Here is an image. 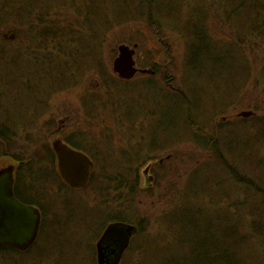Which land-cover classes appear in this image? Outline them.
I'll list each match as a JSON object with an SVG mask.
<instances>
[{
	"label": "trees",
	"instance_id": "16d2710c",
	"mask_svg": "<svg viewBox=\"0 0 264 264\" xmlns=\"http://www.w3.org/2000/svg\"><path fill=\"white\" fill-rule=\"evenodd\" d=\"M168 1L136 0V3L141 6L140 13L146 23L154 24L156 15H167L168 17L173 15L172 7L174 5H169L171 6L169 9ZM209 1L220 10L218 14L223 20L232 18L231 27L236 30L237 41L240 43L236 45L234 42V44L242 54L241 44L248 43L254 38H258L264 43V0H207V2ZM130 3L132 0H123V6L119 7L117 0H0V32L11 31L10 35L0 34V62L5 61L2 66L20 70L23 69L24 62H30L34 67L39 64L42 71L41 77L44 76L46 79L47 94L53 91L51 88L60 90L77 86L88 72H98L100 91L94 92V96L91 94L92 96L88 98L86 95L90 89L87 88L81 97L82 103L88 105L86 108L101 109L103 113L109 111L114 123L122 132H124L127 117L132 122L135 120L136 114L143 117L141 129L147 125L149 117L157 119L159 114L158 132L166 136L172 129L174 135L168 141L159 140L154 135L148 138L149 143L141 144L139 142V146L132 144L127 147L124 150L126 157L121 158H116L113 149L106 147V144L113 140L108 129L100 138L101 148L93 147L97 144L93 141L94 137L83 135L86 133L92 136L91 134L94 133L89 130L76 133L77 136L82 134L79 138L83 140L82 144L77 141V138H72L73 134L65 137L73 145L79 144L80 148L87 150L93 155L92 158L97 160L103 177L110 182L112 180L113 191L118 193L116 197L112 198V201L115 200L119 209L126 208L127 202L133 205L135 201L136 170L142 162L153 158L156 151H159L166 143L180 142V138L185 137L187 132L189 134V130L186 132L184 125L194 126L200 132L202 130L201 125L191 117V113L197 111L198 107H196L194 96L192 94L188 96V90L184 93L181 91L179 93L164 92L159 98L158 94L161 88L158 87V90L155 83L143 81L140 82L138 90L132 92V96L125 97L118 94L119 84L110 78L101 56V47L104 39L103 32L114 25V22L109 24L110 21L112 19L119 21L120 17L126 13ZM203 7L202 2L193 3L190 7L185 8L184 12L177 10L174 13V18L188 33L190 39L185 61L186 67L193 71L197 69L198 73L200 72L199 67H202V70L209 73L199 74H205L204 79L212 81L221 59L235 60L239 54L240 56L242 54L232 47H230L232 51L229 47H223L222 41L210 35L207 31V14L201 9ZM64 8L68 11H63ZM69 11H74V14L71 15ZM128 11L130 10L128 9ZM192 11L195 12L192 13ZM235 12L237 20L234 22L232 15ZM146 55L148 57L151 54ZM242 58L244 59L243 56ZM200 60H203L204 63ZM147 63L153 64V62ZM245 64L244 59L242 65L245 67ZM247 75H244L243 80L238 83L236 91L244 84ZM9 78L16 79L12 73ZM17 78L27 83V75L22 71L17 75ZM12 80L5 79L0 88L8 89L13 85ZM116 86L117 90L114 94L113 90ZM231 88L232 92H236L233 84L230 85ZM5 91H0V157L8 156L17 161L14 193L21 202L37 206L41 213L39 235L32 246L24 251L13 247L0 248V257H11L17 264L19 257L28 255L30 251L43 252L40 250L43 247L40 239L50 212L48 204L53 191L57 190L56 186L59 187L57 180L61 179H59L55 168L54 153L46 141L32 150L25 158L12 152L16 145H20L19 139L23 138L16 129L28 124V121H24L25 119L20 117L15 120L11 116L5 100L8 94L5 95ZM35 102L40 113L41 107L44 105L43 97L35 98ZM109 103L112 105L110 106ZM216 109L217 113H223L220 108ZM37 110L35 109L33 112ZM36 115H31V121L35 120ZM89 116L92 115L89 114ZM94 118L104 119L103 116L97 114L94 115ZM253 118H255L253 125L255 136L249 135L251 127H236L238 118L228 122L229 124H223L224 121L221 120L215 134L209 133L206 134L207 137H202L198 132L195 133L193 139L191 138L197 144L199 143L204 150L214 153L210 157L219 159L223 165L227 166V169L222 166L221 162H217L213 165L198 164L191 171V177L186 181V193L183 199L178 200L180 202L176 206V210L172 209L167 213L163 232V234L166 232V235L160 238L167 251V246L175 245L179 252L162 255L156 261L157 264H264V202L261 205L254 204L249 199H240L239 197L238 201L236 192L238 188L232 187L230 190V186L225 183L233 179H238L239 183L244 182V175L238 169L228 166L220 151L223 148L226 156L229 154L232 157L252 154L251 157L257 162L256 148L252 147H255L256 143L264 141V117L255 116ZM71 120L69 117L70 122ZM90 120L98 122V127H102L101 131L104 130L105 123L102 120ZM216 121H220V118L218 117ZM131 126H127V129ZM139 131L140 129H135L136 136L139 135ZM111 135H113L112 131ZM26 140L34 141L28 136ZM84 144L92 146L85 147ZM178 151L181 149L173 150L175 154ZM259 166L261 167L255 172L260 183L254 181L244 183L249 187V194H255L264 201V165ZM202 171L207 175L204 180H200L201 183L197 188L191 184V180L196 181L198 174ZM112 173L115 174L112 176ZM130 173L132 176L128 177ZM95 174L96 169L91 175L88 185L93 183ZM60 183L64 187V184ZM212 191L214 194L211 193ZM125 192L128 194L122 195ZM185 200L191 201L189 206H184L187 202ZM219 202L226 204L221 205ZM56 220L61 226L66 225L64 219L61 220L59 216L56 217ZM125 222L136 224L137 233L146 227L141 218ZM169 222L178 224L180 228V232L175 237L168 226ZM255 245L257 248L261 246L263 249L256 253ZM51 249H47L45 252V254H49L47 257L33 259L31 264H43V262L49 261ZM53 253L52 258L54 259L60 255L58 252L55 257ZM89 261H91L90 263L94 262L93 257ZM25 262L26 260L23 259L22 264Z\"/></svg>",
	"mask_w": 264,
	"mask_h": 264
},
{
	"label": "rangeland",
	"instance_id": "374dc122",
	"mask_svg": "<svg viewBox=\"0 0 264 264\" xmlns=\"http://www.w3.org/2000/svg\"><path fill=\"white\" fill-rule=\"evenodd\" d=\"M117 2L119 7L123 6V0H117ZM168 2L167 7L169 9H171L169 5H174L172 7L174 11H172L173 15H170V17L167 15H156V17L154 16V24L150 22L148 24L141 16V6L136 3V0H132V3L126 9V13L120 17V22L112 19L109 24L114 22V25L111 28L105 29L106 31L103 32L104 39L102 41L101 56L108 69L110 78H113L119 84L118 94L120 96H132V92L138 90L139 85L137 82H143L142 79L144 76L140 78L137 76L135 79L127 81L129 82L128 85L125 84L127 88L123 86L125 82L119 80L112 70L113 60L118 55V45L127 44L132 47V44L136 42V59H139L138 65L140 67L149 65L146 61V54H156L159 69L163 71L169 70L168 73L172 77L171 84L177 87V93L179 91L184 93L188 90V96L190 94L194 96L198 110L193 111L191 117L201 125V132L194 126L189 124L184 125L186 132L189 130V134L187 132L185 137L180 138V142L166 143L159 151H156L155 154L159 158L167 154H170V156L165 158L161 166H158L154 170L156 174L154 180H156L147 181L142 190L136 188V202L134 201L133 205L127 202V207L124 209H119L115 200L112 201V198L116 197L118 193L113 191L112 180L110 182L103 177L101 167L98 165L95 167L96 174L93 183L87 185L85 189L69 190L60 185L61 180H57L59 187L56 186L57 190L53 191L52 198H50L48 204L50 212L48 213L46 219L47 224L44 227L40 239L43 246L40 250H43V252L30 251L28 255L19 257L17 264H22L23 259L26 260L25 264H31L33 259H38L39 257L45 258L49 255L45 254V252L50 248H52L49 251H52L50 254L51 259L43 262V264H96V240L101 230L109 222L108 220L115 218L124 219V221H133L141 218L146 224L143 231L138 232L132 237L130 246L123 254L120 264H157L156 261L162 255L179 252V250H176L177 247L175 248V245L167 246V251L160 238L166 235V232L164 234L163 232L165 230L164 222L167 213L172 209L176 210V206L180 202L178 200L180 198L183 199L186 193V181L190 179L191 171L201 163L203 165H213L221 162L215 157H210L214 153L204 150L199 143L197 144L192 140L195 137V133L199 132V135L201 134L202 137H205L209 133L215 134L218 123L222 122L221 120L216 121L219 115L229 116L228 119L230 120L222 122L223 124H229L228 122L232 121L231 119L236 113L243 110H250L254 113L247 117L239 116L236 127H251L249 129V135L251 136L253 134L255 136V128H253L255 118L253 117H264V43L258 38H254V40H250L248 43H243L241 44L242 54L234 44L235 42L237 45L239 42L237 41L236 30L231 27L232 18L223 20L218 14L220 10L214 7L210 1L169 0ZM196 2L203 3L204 7L201 9L207 14V31L210 35L222 41L223 47L237 49L245 59V67L242 65L244 59L240 54L235 60L221 59L212 81L205 80V74H199L202 72L209 73L208 71L202 70V67H199V73L197 69L193 71L186 67L185 61L190 39L188 33L175 20L174 13L177 10L184 12L185 8L190 7L191 4ZM63 11L68 10L64 8ZM69 12L71 15L74 14V11ZM194 12L192 11V13ZM232 17L235 22L237 20V13L235 12ZM99 22L102 23L101 21ZM0 34L10 35L11 31L3 30ZM230 51L232 50L230 49ZM4 62H0V85L5 79L12 80L9 78L11 73L16 79L12 80L13 85L11 87L8 89L0 88V91L6 90L4 94H8L5 100L11 116L15 120L17 117H20L23 120L25 119L24 121H28V124L16 129L17 133L23 138L19 139L20 145H16L12 149L13 153L25 158L32 150L40 144L42 145L44 141L50 145L51 138L57 135L55 131L56 129L58 131L59 122L60 124H64L62 123L63 119H66L65 123L67 126L64 127L59 135L67 136L73 134V138L78 131L89 130L94 133L91 134L92 136L86 133L83 135L86 137H94L93 141L97 143L95 147L98 148H101L100 138H102V134L108 129L113 139L110 141L109 147L111 150L113 149V154L116 158L126 157L124 150L132 144H138V136L125 139L124 134L121 133L122 131L118 129L117 124L111 118L112 116L109 111L103 113L101 109L90 110V108H86L88 105L82 103L81 97L85 94L89 86L96 85L92 88H97V91H100L98 88L100 84L96 81V79H100L98 72H88L78 82L80 84H76L77 86L60 90L51 88L53 91H50L51 94H47L46 79L44 76L43 78L41 77L42 71L40 70L39 64L34 67L30 62H24V65L22 64L23 69L16 70L10 69L11 67L9 66H2ZM201 62L204 63L203 60ZM21 71L27 75V83L17 78V75ZM244 75H247L244 79V84L236 91L238 83L243 80ZM162 84L164 83L162 82ZM162 84L156 85L158 90V87L161 88L158 94L159 98L161 97V93L163 94L168 91L165 89L166 86ZM231 84H233L234 91L236 92H232V88L230 89ZM116 90L117 86L113 90L114 94ZM39 97H43L44 103L40 113L38 111L39 108L37 110V106L35 105V98ZM109 105L111 106L112 104L109 103ZM216 108H220L223 113H217ZM35 109L37 111L33 112ZM33 114L37 115L35 120L31 121V115ZM89 114L92 116H89ZM95 114L103 116L104 119H95ZM231 115L233 116L231 117ZM69 117L72 119L71 122L69 121ZM138 117L142 118V115ZM158 118L160 119V114ZM158 118L153 119L149 117L147 125L138 132L139 135L144 137L142 138L143 143H149L148 138L154 135L159 140L166 141L173 137L174 133L172 129H170L166 136L158 132ZM90 119L102 120L106 128L104 127V130L101 131L102 127H98L99 123L92 122ZM111 131L113 135H111ZM27 136L30 139H34V141L26 140ZM254 146L252 148H256V154L258 156L257 162L251 157L252 154L246 155L247 157H232L229 154L226 156L223 148L220 151L222 152L221 155L225 157V162L228 166L238 169L244 175V182L254 181L255 183H260L255 171L261 167L259 165H264V141L258 142ZM174 149H181V151L175 154L173 152ZM250 157L251 161L249 160ZM10 165L15 169L17 161L8 156L0 157V169ZM222 166L227 169L226 165L222 164ZM114 174L112 173L111 175L113 176ZM198 175L196 181L191 180V184L197 186V188L201 183L200 180H204L207 173L202 171ZM127 176L126 178L131 177L132 173ZM244 182L239 183L238 179H233L225 184L230 186V190L232 187L238 188V191H236L237 198L249 199L252 203L261 205L264 201L260 200V197L255 196V194H249V187ZM211 193L214 194L213 191ZM127 194L125 192L122 195ZM190 203L191 201L188 200L184 206H189ZM219 204L224 205L226 203L219 202ZM128 205L131 206L129 207ZM55 216H59L61 220L64 219L66 225H62V227ZM168 226L174 237L180 232L178 224L169 222ZM56 233H58L59 237H55ZM53 243L55 244L53 245ZM258 248L257 246L254 247L256 253L263 249L261 246ZM58 252L60 255L57 256V259L52 258V253L56 257ZM92 257L94 262L92 261L90 263L91 261L89 259L92 260ZM0 264L16 263L13 258L7 256L0 257Z\"/></svg>",
	"mask_w": 264,
	"mask_h": 264
},
{
	"label": "water",
	"instance_id": "95a60500",
	"mask_svg": "<svg viewBox=\"0 0 264 264\" xmlns=\"http://www.w3.org/2000/svg\"><path fill=\"white\" fill-rule=\"evenodd\" d=\"M134 47L118 45L113 69L123 78H130L137 71L133 60ZM253 113L243 110L234 116L247 117ZM50 146L55 154L61 178L71 187L85 186L93 169L92 160L83 151L70 146L59 135L50 140ZM13 185L14 167L10 165L0 169V248L13 247L24 251L37 240L41 213L36 206L21 202L15 196ZM136 230L135 225L127 222L108 224L95 245L96 263L118 264L129 245L131 235Z\"/></svg>",
	"mask_w": 264,
	"mask_h": 264
},
{
	"label": "flooded vegetation",
	"instance_id": "af4514ba",
	"mask_svg": "<svg viewBox=\"0 0 264 264\" xmlns=\"http://www.w3.org/2000/svg\"><path fill=\"white\" fill-rule=\"evenodd\" d=\"M156 54H151V55H148V57L146 56V61L147 62H153V64H149L148 66H144V67H140L139 65H138V62H139V59L137 58L136 59V52H135V55H134V62H135V66H136V68L138 69L137 70V72L135 73V75L133 76V77H131V78H127V79H124V80H122V81H124L125 83H124V87L125 88H127V86H125V84H127L128 85V83H127V81H131V80H133V79H135L137 76H138V78H140V77H142V76H144V78L142 79L143 81H150V82H152V83H155V85H158V84H162V82L164 83V84H162L163 86H166V88L165 89H167L168 91V93H177V87L176 86H173L172 84H171V81H172V77H171V74H169L168 73V71L169 70H161V69H159V63H158V60H157V56H155ZM146 77V78H145ZM158 78V79H157ZM140 81V80H139ZM94 86H96V85H92V86H89L88 88L90 89V88H92V87H94ZM88 98H90L92 95H91V93L90 92H88L87 93V95H86ZM125 97H130V96H125ZM231 117H232V115H231ZM125 118H126V116H125ZM219 118H220V120H222V121H227V120H230V119H228L229 118V116H224V115H220L219 116ZM239 117H237V116H233L232 117V121H235L236 119H238ZM134 119L135 120H133L132 122L130 121V119L127 117V120H125V129H124V132H122V134H124V137H125V139H129V138H131V137H137L135 134H136V132H135V129L136 128H138V130L140 129L141 130V125H142V121H140V120H138V114H136L135 116H134ZM142 119H143V117H142ZM66 119H63L62 120V123H64V124H60V122H59V125H58V131H57V135H59L60 134V132L64 129V127L65 126H67L66 125V121H65ZM136 121H138V122H136ZM140 121V122H139ZM68 123V122H67ZM130 125H132L131 127H129L128 129H127V126H130ZM138 126V127H137ZM126 129H127V131H126ZM57 135H54V136H57ZM70 135H72V134H70ZM82 134H78V136L76 135L75 136V138H77V141H80V143H81V141H83V140H81V139H79L80 138V136H81ZM53 136V137H54ZM59 136H61L62 138H63V140L65 141V142H67L70 146H72L73 148H76V149H78V150H81V151H83L91 160H92V162H93V169H92V171H91V175L94 173V171H95V167H96V165H98V162H97V160L96 159H93L92 157H93V155L91 154V153H89L87 150L85 151L84 149H82V148H80L79 147V144L76 146V145H73L72 143H70L69 141H67L66 139H65V137H66V135L65 136H63V135H59ZM52 137V138H53ZM142 137L143 136H141V135H138V141L141 143V144H143V142H142ZM51 138V139H52ZM82 138V137H81ZM74 139V138H73ZM139 142H138V146H139ZM102 143V142H101ZM82 144V143H81ZM109 144H110V142H108L107 144H106V147H109ZM83 146H85V147H91L92 145H83ZM93 147H95V146H93ZM50 148H51V146H50ZM110 149V148H109ZM143 149V148H142ZM109 152H110V150H109ZM93 154H95V153H93ZM167 155H170V154H167ZM166 155V156H167ZM161 156V155H160ZM166 156H164V157H162V158H159V156L158 155H154V156H152L153 158H151V159H148L146 162L144 161V162H142L141 163V165L137 168V170H136V188H139L140 190H142V188H143V186L145 185V183L147 182V181H153L154 180V177H155V172H154V170L155 169H157V167L158 166H161V164L163 163V160L166 158ZM95 158V157H94ZM159 158V159H158ZM162 159V160H161ZM164 165V164H163ZM140 168H142V169H140ZM145 168L147 169V170H145ZM14 171H15V169H14ZM140 174V175H139ZM91 175H90V177H91ZM152 179V180H151ZM156 180V179H155ZM154 180V181H155ZM89 181H90V179H89ZM143 182V183H142ZM109 222L104 226V228L101 230V232H100V235H99V237H98V239L100 238V236L102 235V233H103V231H104V229L107 227V225L108 224H110V223H114V222H125L124 220H121L120 218H115L114 220H111V219H109L108 220ZM130 224H132V223H130ZM133 225H135V227L137 228V225L136 224H134L133 223ZM137 231L138 230H136V232L134 233V234H132L131 235V238L137 233ZM131 238H130V240H131ZM97 239V240H98ZM97 240H96V242H97ZM2 248H4V247H2ZM125 253V251L122 253V255H121V258H120V261L118 262V264H120L121 263V260H122V257H123V254ZM95 254H96V252H95ZM96 256V255H95ZM97 264V263H96Z\"/></svg>",
	"mask_w": 264,
	"mask_h": 264
},
{
	"label": "bare ground",
	"instance_id": "6f19581e",
	"mask_svg": "<svg viewBox=\"0 0 264 264\" xmlns=\"http://www.w3.org/2000/svg\"><path fill=\"white\" fill-rule=\"evenodd\" d=\"M127 45V44H126ZM133 46L132 47H134V49H135V52H136V47H137V43H133L132 44ZM129 46V45H128ZM135 52H134V54H133V60L135 59L134 58V55H135ZM115 59V58H114ZM114 61V60H113ZM135 66V65H134ZM136 67V66H135ZM112 70H113V72H114V74L117 76V78L119 79V80H124V79H127V78H123V77H121V76H119V74L116 72V71H114V69H113V63H112ZM138 70V69H137ZM137 72V71H136ZM135 72V73H136ZM135 73H134V75H135ZM133 75V76H134ZM132 76V77H133ZM131 78V77H130ZM96 81L98 82V84H100V82H99V80H97L96 79ZM137 84L138 85H140V83L139 82H137ZM98 88H100L99 86H98ZM90 93L94 96V92H96L97 91V88H90ZM138 119L139 120H141L142 118H140V117H138ZM141 121H143V120H141ZM53 151V150H52ZM54 153V152H53ZM54 156H55V154H54ZM55 168H56V171H57V173H58V168H57V163H56V158H55ZM96 169V168H95ZM58 175H59V173H58ZM59 177H60V179H61V182L64 184V187L66 188V189H69V190H82V189H85L86 187H87V185L89 184V182L85 185V186H82V187H80V188H74V187H71V186H69L62 178H61V176L59 175ZM14 185H15V171H14ZM14 185H13V189H14ZM16 196V195H15ZM35 206V205H34ZM37 207V206H36ZM38 208V207H37ZM97 220V219H96ZM40 226H41V223H40ZM39 230H40V227H39ZM38 235H39V231H38ZM136 235V234H135ZM38 238V237H37ZM131 240H132V238H131ZM131 240H130V242H129V245H128V247L126 248V250L129 248V246H130V243H131ZM126 250H125V252H126Z\"/></svg>",
	"mask_w": 264,
	"mask_h": 264
}]
</instances>
